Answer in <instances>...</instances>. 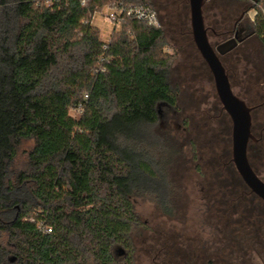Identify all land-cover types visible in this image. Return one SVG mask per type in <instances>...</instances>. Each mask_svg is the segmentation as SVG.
Here are the masks:
<instances>
[{
    "label": "trees",
    "instance_id": "obj_1",
    "mask_svg": "<svg viewBox=\"0 0 264 264\" xmlns=\"http://www.w3.org/2000/svg\"><path fill=\"white\" fill-rule=\"evenodd\" d=\"M119 1L0 0V264H134L133 200L174 213L161 114L177 105L174 57L191 48L189 63L206 62L183 10L171 16L181 39L165 52L153 0H122L157 21L126 18L104 42L92 17ZM255 2L264 45V0Z\"/></svg>",
    "mask_w": 264,
    "mask_h": 264
},
{
    "label": "flooded vegetation",
    "instance_id": "obj_2",
    "mask_svg": "<svg viewBox=\"0 0 264 264\" xmlns=\"http://www.w3.org/2000/svg\"><path fill=\"white\" fill-rule=\"evenodd\" d=\"M178 1L186 7L187 0ZM231 1L235 5H222L218 0L206 3V28L216 52L222 44L235 42L234 47L219 58L233 93L251 110L252 137L247 145V157L253 171L264 181L261 175L264 169V45L250 15L253 7L243 0ZM165 2L169 5L174 0ZM181 65L184 68L181 71L175 68V74H179L176 79L185 83L188 75L180 72L190 71V68L196 71V66L188 61ZM204 66L214 83L213 101H208L211 108L194 109L187 124H180L178 120V100L176 108L170 111L176 130L182 129L186 139L191 156L188 162L203 183L195 185L196 198L200 195V201L197 199L194 203L195 208H202L208 215L206 225L212 242L201 236L185 239L177 235L171 243L174 251L170 264H246L249 257H264V201L250 190L237 171L233 156V123L220 103L210 68L207 63ZM198 98L196 93L192 102L196 103ZM173 150L175 155L181 151L176 140ZM167 247L168 243L162 251L167 252Z\"/></svg>",
    "mask_w": 264,
    "mask_h": 264
},
{
    "label": "rangeland",
    "instance_id": "obj_3",
    "mask_svg": "<svg viewBox=\"0 0 264 264\" xmlns=\"http://www.w3.org/2000/svg\"><path fill=\"white\" fill-rule=\"evenodd\" d=\"M153 1L159 11V16L161 14V26L166 33V40L169 43L165 48V52L170 54L174 53L173 41L175 39H181V37L175 33L176 23L171 21V16L179 17L180 13H178V11L181 12L183 10L186 14L185 16L187 17L188 15L189 17V8H187V6L180 7L178 0H174V2L169 5L165 2L166 0ZM243 1L252 7L255 6L256 3L255 0ZM218 2H221L222 5H235L231 0H218ZM261 5L263 6L262 2ZM257 11L258 9H256L255 6L250 12L252 18H255ZM106 13L107 12L104 11L96 14L93 20V26L99 30L100 37L104 42H108L114 29L119 28L118 25L108 21L104 17ZM184 25L186 28H190L188 19H186ZM179 51L181 52L180 49ZM191 53L194 54L195 50L189 48L181 53L183 57L178 55L174 57L172 74L170 76V82L173 86H176L179 91V105L177 106V109L179 111L178 120L180 121V124H187V120L193 115L194 109L198 107H200V109H210L211 106L208 105V101H213L212 90L214 89V83L208 76L209 74L205 66L203 64L200 65V63L196 61L197 59L194 57L195 54L193 55L194 59L191 58L189 60L196 63V71L190 68V71L187 69V72H185L186 70L180 72L181 74L188 75L185 83L176 79L179 74H175L177 72L175 68L179 67L178 72L184 69L181 63L184 61L187 62L188 55ZM196 93L197 96H199V100H196L197 102L193 103L192 99L195 98ZM214 111L215 110L211 112L213 113ZM70 114L75 117L79 116L74 110H71ZM171 115V111H164L161 122L162 127L160 124L159 129L168 135V144H170V146L172 145L171 150L165 154L167 162H165L162 168L166 174V185H169L168 193L171 200L170 206L174 213L171 216L166 215L149 199L136 198L133 200L135 211L141 223L133 233V243L135 247L134 264H160L162 261L164 264H170L172 252L174 251L171 249V243L177 235L183 236L185 239H196L201 236L204 240L207 239L209 242H212L209 228L206 225V222H208V215L203 212L202 208H195L194 203L197 199L200 201V195L196 198L197 192H195V185L198 186V184L203 183L201 177L193 171V165H190L188 162V160L191 159V156L189 155L188 146L185 143L186 139L184 138L182 129L176 130ZM175 140L181 146V151H177L176 155L173 150V142ZM32 147L33 142H26L22 145L16 161V167H21ZM161 153L160 157L164 155L163 152ZM261 175L264 176V169L261 171ZM159 184L161 185V182ZM257 209L261 212L260 207ZM1 240L4 241L3 238ZM167 243L169 244V247L166 249L167 252H164L162 251V248H164V245ZM246 264H264V257H254L253 259L249 257L247 258Z\"/></svg>",
    "mask_w": 264,
    "mask_h": 264
},
{
    "label": "water",
    "instance_id": "obj_4",
    "mask_svg": "<svg viewBox=\"0 0 264 264\" xmlns=\"http://www.w3.org/2000/svg\"><path fill=\"white\" fill-rule=\"evenodd\" d=\"M208 1L188 0L192 39L213 74L220 103L232 120L233 156L237 171L250 190L264 201V181L253 171L247 157V145L252 137L251 110L243 99L233 93L228 76L219 58V55L227 53L234 47V41L222 44L218 47L217 52L212 47L204 15V8ZM118 253L122 256L124 251L119 249Z\"/></svg>",
    "mask_w": 264,
    "mask_h": 264
},
{
    "label": "built area",
    "instance_id": "obj_5",
    "mask_svg": "<svg viewBox=\"0 0 264 264\" xmlns=\"http://www.w3.org/2000/svg\"><path fill=\"white\" fill-rule=\"evenodd\" d=\"M87 2L88 0H82V5L86 6ZM47 5H50V0H47ZM104 11L107 12L104 17L108 21L118 25L119 27L121 26L123 20L126 18L130 20H134V21L136 20V21H149V22H156L158 18L157 13L153 9L151 8H126L122 0H120L119 2H116L114 5L106 6L98 13H102ZM95 15L92 17V24H93ZM104 49H107V46H104ZM104 60L105 59L103 58L101 61L104 62ZM105 70H106L105 68H101L100 71H105ZM87 98H88V95H86V99ZM81 110L82 108H79L76 112L79 114ZM48 231H51V230L49 229Z\"/></svg>",
    "mask_w": 264,
    "mask_h": 264
},
{
    "label": "crops",
    "instance_id": "obj_6",
    "mask_svg": "<svg viewBox=\"0 0 264 264\" xmlns=\"http://www.w3.org/2000/svg\"><path fill=\"white\" fill-rule=\"evenodd\" d=\"M159 3V2H158ZM159 6V5H158ZM161 8H163V7H161ZM163 12V11H162ZM160 16H161V14H160ZM160 20H161V22H162V19L160 18ZM189 27H190V35H191V38H192V31H191V26H190V18H189ZM179 35V34H178ZM179 38V37H178ZM175 41V40H174ZM174 41H173V44H174ZM192 41H193V39H192Z\"/></svg>",
    "mask_w": 264,
    "mask_h": 264
}]
</instances>
